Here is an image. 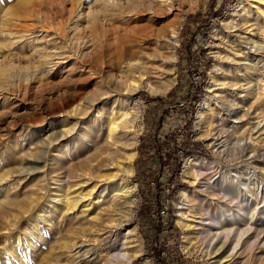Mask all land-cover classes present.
<instances>
[{"label":"rangeland","instance_id":"374dc122","mask_svg":"<svg viewBox=\"0 0 264 264\" xmlns=\"http://www.w3.org/2000/svg\"><path fill=\"white\" fill-rule=\"evenodd\" d=\"M111 1L0 0V264L104 263V247L111 246L112 242L105 244L104 236L99 237L97 230L102 227L97 225V219L105 220L109 216L111 197L120 192L108 195L107 192L99 194L100 189L92 190L97 184L101 186L118 181L120 172L114 166V160L101 161L106 154L99 155L89 167L79 169L80 162L93 156L97 148L105 146L100 132L95 135L93 130L87 131L88 140L82 139L83 131L93 126L89 119L72 136H66L59 143L56 141L49 148V130L55 128L58 131L65 124L70 127L74 120L57 116L51 123L46 108L52 89L64 92L74 84L81 85L82 78L88 76L81 72V54L75 50L82 39L96 45L102 41L105 45L124 42L133 30L149 24L147 18L131 15L130 9L124 8V0H113L115 6L109 4ZM238 1L198 0L195 9L185 14L178 32L171 86L164 93L139 89L134 94V100L142 106L141 129L134 146L132 184L129 186L135 185L136 199L139 200L136 226L141 238L142 261L135 264H212L201 254L200 236L193 248L183 249L179 226L181 196L189 188L182 175L184 163L189 157L214 160L207 143L220 144L219 150H224L222 161L215 167L217 172L220 171L216 178L223 174V165L228 164L231 179L258 181V185L264 187V90L255 91L251 84V90L240 93L243 111L249 110L252 114L244 117L234 128L238 109L227 103L230 101L228 92L239 86H248L239 82L235 71L227 69L225 64L217 67L221 70H217L213 81V89H216L220 100L216 106L224 113L219 116L215 106L205 111L198 133L202 138L194 137L197 112L209 83L208 74L216 62V45H221L225 23L231 21ZM83 15L89 16L87 21ZM172 18L160 15L155 25L168 28ZM114 66L90 76L88 89L82 90L80 102L83 105L98 103L96 108L102 109L103 102L99 99L107 87L126 93V66ZM148 70L153 73L150 75L152 81L162 86L165 75L161 63H154ZM232 84L236 87H231ZM82 113L79 118L86 116ZM253 126L257 129L251 132ZM67 128H64L65 133ZM131 130L122 131L129 132L124 138L128 143L132 142ZM124 140L117 142L116 147H120ZM149 140H155L161 147H173L180 159L176 170L179 182L175 184L173 193L168 194L169 198L165 194L167 186H162L160 203L149 197L150 193L158 191L156 185L142 179L144 176L148 179L141 164L146 158L141 154L148 147ZM235 142L239 148L248 142L252 153H258L256 165L253 164L257 169H247V162L235 159L240 152L232 145ZM208 173L203 172L202 176L195 178L194 190L202 189L203 181L212 176ZM162 176L165 178L166 174ZM87 179L92 183L82 184ZM59 180L67 181L60 186ZM116 183L114 188L119 184ZM90 191L93 194L89 198ZM66 194L70 200H76V208L68 205L63 209L59 204V199ZM190 196L192 202L188 205L192 210L181 215L186 221H199L191 214L194 207L199 206L204 218L220 212L228 214L220 209L225 199H222L219 187L212 193L194 192ZM168 199L171 200L167 202ZM116 203V209L124 206L123 199ZM257 203V232L263 243L251 257L246 248L245 254L235 256L233 262L224 258L221 264H264V203L260 197ZM105 225L104 222L101 226ZM159 226L158 233L155 228ZM74 243L81 245L85 254H76L78 250L74 251ZM228 254L232 253L228 251L225 256Z\"/></svg>","mask_w":264,"mask_h":264},{"label":"bare ground","instance_id":"6f19581e","mask_svg":"<svg viewBox=\"0 0 264 264\" xmlns=\"http://www.w3.org/2000/svg\"><path fill=\"white\" fill-rule=\"evenodd\" d=\"M124 1V8L126 10L130 9L128 12L132 13L131 15L137 18H147L146 20H149V24L140 26L137 30H133L130 38L124 42L115 41L116 43H108L105 45L102 41L96 45L93 41L82 39V42L77 44L75 50L80 51L81 54V72L86 73L88 76L82 78L81 85L80 83L79 85L74 84L71 89L68 88L64 92L52 89L48 94V105L46 108L47 116L51 123L57 116H63L66 119L73 118L74 120L70 127L68 124H65L63 128L58 131H55V128L49 130L47 136L49 148H52L51 146L56 141L59 143L62 139H65L66 136H72L80 125L89 119L93 126L83 131L81 135L82 139L84 141L88 140L87 131L93 130L95 135L100 132L105 146L101 149L97 148L94 155L89 157L90 159L87 158L80 162V164H78L79 169L85 168L86 166L89 167L99 155L106 154L101 161L108 159L114 160V166L117 167L120 172L118 181L105 183L101 186L97 184L92 190L100 189L99 194L107 192L108 195H111L113 192H120V194L117 193V195H112L111 197L112 202L109 208V216L105 220L102 218L97 219V225L102 227L97 230L100 234L99 237L104 236L103 243L105 244L112 242L111 246L104 247L103 264H135L136 262L142 261L141 238L136 226V210L139 205V200L136 199L135 185L129 187L132 184L131 176L133 173L131 161L135 153L134 146L137 142V135L141 129L142 116V106L139 101L134 100V94L139 89H146L150 93H164L171 86V78L174 77L173 72L174 61L176 59L178 32L183 23L185 14L196 6L198 0ZM109 4L112 6L116 5L113 0ZM78 7L81 8V4H78ZM233 11L234 13L231 17V21L225 23L224 28L226 31L224 37H222V39L220 38L223 47H221V45H216V62L212 65V69L208 74L209 83L206 95L199 105L197 112L195 138H202L198 133L203 121L204 112L209 110L212 106L217 107L216 104L220 101L216 89H213V86H215L213 81H215L217 70H221L217 69L218 66L221 67L225 64L227 69H233L239 82L248 86V88L239 86L237 87L239 91L236 88L228 92L230 101L227 103L236 106V109H238L235 114L236 122L233 123L234 128L238 126L237 123H241L244 117L247 118V115L250 116V114H252L247 109V111H243L244 105L239 102L241 98L240 93L244 92L246 89H250L251 84L255 91H257V89L264 90V0H239ZM160 15L168 17L173 16V21L169 23L168 28H166V26L158 27L155 25L157 22L156 18ZM88 17L89 16L83 15L85 21H87ZM161 36L162 40H159ZM154 63H161L163 66L165 81L161 84L162 86H159L158 83H154L150 76L153 73L149 72L148 68L152 67ZM115 64L126 66V71L128 72L127 79L124 82L126 93L122 94V90H110V88L107 87V90L102 93L99 99L103 102L102 109L96 108L98 103L90 106L83 105V103L80 102L83 97L82 90L88 89L87 87L91 80L90 76L94 75L96 72L104 71L106 68L112 69L116 67L114 66ZM241 70H243V74ZM223 87L224 86H221V89H223ZM231 87L235 88L236 86L232 84ZM236 99H238V102H236ZM242 111L243 114H241ZM80 113L86 116L79 118L78 115ZM223 113L224 111H220L218 108L217 114L222 116ZM103 115L104 117H102ZM243 123L245 124L244 121ZM130 125L131 127H129ZM64 128L68 129L67 133L64 132ZM128 128L132 129V133L130 132L132 135L130 138L132 141L131 143L124 140V138H127L129 135V132H122ZM255 129L257 128H252L251 132H254ZM121 140L124 141L121 143L120 147L117 148L116 143ZM248 142H244L242 148H239L240 146H238L236 142L232 144L234 147H238L240 151L238 157L235 159L247 162V169L252 167V169H255L256 167L253 164L256 162V154L258 153H252L247 144ZM219 145L220 144L215 142L206 144L213 153L215 157L214 160L207 161L201 157H189L185 161L182 175L188 182L189 188L183 191L181 196L182 200L179 205V226L182 230L183 249L189 250L193 248L197 237L200 236L199 242L201 243L199 244H202L200 250L201 254L211 260L212 264H221L224 258L229 259L228 262H233L235 256L238 257L241 253L245 254L243 251H245L246 248L248 249V256L251 257L253 251L258 248V245L261 242L263 243L257 232L258 222L255 217L258 215L257 198L260 197L261 201L264 203V187H260L258 181L256 183L247 179L239 180L237 179L238 177H235V180L231 179L232 176L230 175L228 164L223 165V174L216 178L220 171L217 172L215 167L216 164L222 161V154H224L222 153L224 150H219ZM203 172H209L208 174H212V176L205 179L203 184L201 183L203 185L202 189L198 188L194 190L196 187H194L193 181L196 180L195 178L200 174L202 176ZM215 178L217 180H215ZM66 181L67 180H59L60 186L65 184ZM116 182H119V184L114 188L113 184ZM218 182H220V184ZM87 183L91 184L92 180L87 179L82 184ZM217 187L222 191V199H225V203L220 205V209H224L226 214L228 213L227 215L220 212L204 218L203 212L201 213L199 206L194 207V212L191 213L194 218L199 219L198 222L193 223L191 220L186 221L181 217V215H185L183 213H190L192 210L188 205L189 202H192L191 194L194 192L199 194L212 193ZM92 191L88 194L89 198L93 194ZM64 196V198L61 197L59 199V204L63 206V209H66L68 205L70 208H76V200H70L67 198V194ZM132 198L134 199L132 200ZM122 199L124 200V206H119L120 208L118 207V209H116L118 205L116 201ZM53 209H55V206H53ZM205 219H207L208 222H206ZM104 222L106 225L101 226ZM77 244L78 243L73 244V247H75L74 251L78 250L76 254H81L83 247ZM101 245L103 246L104 244ZM228 251L232 254L225 256ZM82 254L85 253L83 252Z\"/></svg>","mask_w":264,"mask_h":264},{"label":"trees","instance_id":"16d2710c","mask_svg":"<svg viewBox=\"0 0 264 264\" xmlns=\"http://www.w3.org/2000/svg\"><path fill=\"white\" fill-rule=\"evenodd\" d=\"M148 143V147H146L144 152H142L141 154L146 158V160H144L145 163L144 161L143 163L141 161V164L143 166V171H145L144 174L148 177V179H146L145 176L142 179L145 180V183L149 184L150 182H153L156 185L158 191L156 193H150L149 197L153 198V200L157 203H160L163 197L162 186L164 184L167 186L168 189L167 193L165 194H167L166 197H168V194L171 193V191L175 188V184L179 182V180L177 179L176 170L179 165L180 159L173 147H161L159 144L157 145L155 140H149ZM165 174L166 177L164 178L162 175ZM170 200L168 199L167 202ZM160 228V226L156 227L155 230H157V232L159 233Z\"/></svg>","mask_w":264,"mask_h":264}]
</instances>
